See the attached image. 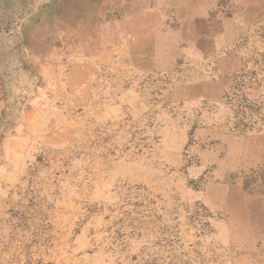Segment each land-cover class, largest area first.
Wrapping results in <instances>:
<instances>
[{
	"label": "rangeland",
	"instance_id": "rangeland-1",
	"mask_svg": "<svg viewBox=\"0 0 264 264\" xmlns=\"http://www.w3.org/2000/svg\"><path fill=\"white\" fill-rule=\"evenodd\" d=\"M83 5L0 0V264H264V48L95 59Z\"/></svg>",
	"mask_w": 264,
	"mask_h": 264
},
{
	"label": "crops",
	"instance_id": "crops-1",
	"mask_svg": "<svg viewBox=\"0 0 264 264\" xmlns=\"http://www.w3.org/2000/svg\"><path fill=\"white\" fill-rule=\"evenodd\" d=\"M77 1L84 3V9L74 12L87 19V57L96 55V59L107 52L106 37L115 40L117 53L131 54L132 60L139 54L154 61L160 52L192 50L200 51L204 59L219 57L216 61L229 68H237L234 63L239 59L221 53L234 47L235 38L247 36L251 48L253 44L260 55L264 48V0ZM160 39H168L166 46L159 43ZM42 60L48 63L50 59L46 56ZM22 146L21 138L5 142L8 161L0 165V218L6 206L11 207L18 200L15 191L20 189V174L13 168L12 159Z\"/></svg>",
	"mask_w": 264,
	"mask_h": 264
}]
</instances>
